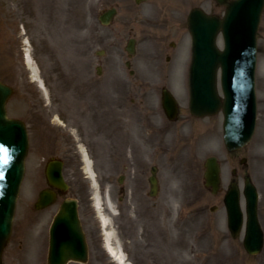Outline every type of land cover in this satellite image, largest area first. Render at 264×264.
Returning a JSON list of instances; mask_svg holds the SVG:
<instances>
[{"label":"rangeland","instance_id":"1","mask_svg":"<svg viewBox=\"0 0 264 264\" xmlns=\"http://www.w3.org/2000/svg\"><path fill=\"white\" fill-rule=\"evenodd\" d=\"M116 1L120 0H0V80L13 88L7 101V114L23 120L30 137V154L25 161L26 169L18 193L12 233L3 252V264H47L48 229L59 202L41 211L33 208L38 191L45 185L41 155L51 149L50 144L44 146L36 158L35 143L37 140L41 142L36 139L40 134L36 130L42 115L44 118L50 115V121L40 126L45 125L75 140L74 128L57 123L55 119V114L59 113L67 124L76 116L77 102L82 100L75 98L73 103L70 99V108L65 110L66 100L61 96L68 93H79L82 98H87L88 103L106 100L107 106L104 107L107 109L117 100L124 106L133 97L138 101L133 108L145 106L150 110L149 114L154 115L149 137L143 146L141 140L138 142V171H130L123 183L125 193H120L116 186L119 164L103 160L91 162L102 200L108 196L114 207L110 212L103 205L110 218L109 229L114 234V243L120 246L128 262L264 264V246L259 254L250 255L242 245L243 233L233 238L227 228L222 199L228 181L217 194H212L204 186L203 161L209 153L219 150L214 143L201 146L196 124L191 125L186 118L189 113L184 82L187 83L188 51L184 57L185 47L181 46L175 57L179 62L176 81L169 82L170 77L164 79L167 83L156 79L149 71L153 59L157 61L154 56L161 44L152 37L146 41L149 36L140 31L137 24L140 22L135 16H128L131 14L130 0L120 2L123 9L112 23L102 25L99 22V12ZM189 1H178L175 6L169 4L176 8L171 12H187ZM204 1L197 0L196 5L207 8ZM148 7L147 4L141 5V11L145 12ZM216 11L222 12L223 8L216 7ZM171 12L168 17L177 18ZM178 17L182 19L184 16ZM261 20L258 60L264 69V16ZM130 37L137 41L136 54L130 58L133 74H129L124 64L127 57L125 45ZM27 53L45 90L34 81L32 68L24 59ZM97 65L101 66V74L96 73ZM169 84L178 93L180 106L178 118L170 122L158 105L161 88H169ZM43 106L46 109L40 110ZM134 125L133 134L138 135L142 128ZM75 141L79 145L81 140L76 138ZM151 165L158 167L159 190L154 197L148 194L146 179ZM142 170L143 176L139 174ZM224 170L227 174V164ZM64 175L70 184L67 195L81 196L80 207H88L94 215V235L91 234L90 240L95 251L87 264H118L103 247L104 229L95 215L93 189L84 164L64 166ZM251 175L259 192L264 230V146L260 159L251 167Z\"/></svg>","mask_w":264,"mask_h":264},{"label":"water","instance_id":"2","mask_svg":"<svg viewBox=\"0 0 264 264\" xmlns=\"http://www.w3.org/2000/svg\"><path fill=\"white\" fill-rule=\"evenodd\" d=\"M224 1L227 15L222 19L208 16H189V30L192 36V65L190 73V108L195 114L215 111L220 99L213 84L207 82V73L212 67L222 68V90L224 93L223 111L225 114V141L229 147L246 141L253 132L255 105L253 73L255 66V31L260 18L264 0ZM107 18L111 16H106ZM221 30L224 48L219 51L215 36ZM197 69L205 72L199 79ZM11 89L0 82V255L11 231L16 197L24 174V158L28 139L24 124L17 119L8 118L5 103ZM163 104L169 115H174L176 105L171 95L163 92ZM207 183L217 188V168L213 159L208 160ZM49 182L66 188L61 176L60 164H49ZM155 190L156 180L151 178ZM247 210L249 221L244 238V246L249 253L261 250L263 238L256 220L257 194L252 184L246 185ZM55 192L46 189L40 192L37 208L52 203ZM228 226L233 235L238 233L241 217L238 192L232 187L226 197ZM83 234L76 213V202L68 199L62 202L61 210L50 227L48 264H66L70 259L77 260L84 254ZM78 253L80 254H77ZM80 255V256H79ZM83 259V258H81Z\"/></svg>","mask_w":264,"mask_h":264},{"label":"flooded vegetation","instance_id":"3","mask_svg":"<svg viewBox=\"0 0 264 264\" xmlns=\"http://www.w3.org/2000/svg\"><path fill=\"white\" fill-rule=\"evenodd\" d=\"M121 1L123 0L116 1L113 5L116 7L117 14L123 9V7L120 6ZM171 1L173 2L174 0H130V4L132 5L130 11L131 14H128V16H135L136 20L140 22L137 23L140 26V31L149 36L145 39L146 41L152 40V37L155 42L161 44V47L157 48L158 51L154 56L157 58V61L156 59H153L149 73L154 74L156 79L158 78L162 80L168 78L178 69L176 66L179 62L178 60L175 61V57L178 55L179 47L182 46L186 39L185 16H188V13L171 12V8L175 10L176 8L170 7L169 4L175 6L176 4H179L181 0H178L179 2L175 1L170 3ZM196 1L197 0H194L195 4ZM190 2L193 1L190 0ZM204 2L207 4V8L204 9L207 10V13L210 16H224V7L220 6L216 0H206ZM144 4H147L149 7L145 12H142L141 5ZM196 6H199V4ZM216 7H222L223 11H216ZM169 12H171L172 16H177V18L168 17L170 16V14H168ZM178 16H184V18L181 19ZM169 36L171 39L167 40ZM134 44L135 49L133 56L136 54V39L134 40ZM162 53H165V55ZM160 57H163L164 59L162 60ZM129 58L130 56L127 53L124 64L126 66L127 63H129V67L127 66L128 72L129 74H133L134 69L131 68L132 62ZM172 64L175 65L172 66ZM255 92L257 101L256 129L259 133V131L264 130V69H261L260 63L257 64L256 67ZM84 100L77 102V114L71 121L67 119V124L64 123L65 119L63 120L62 118V120H60L61 117L59 113H57V118L64 126L74 128V135L76 133V136H74L75 140L76 138L81 140L79 145L83 147L91 162L103 160L107 163L115 162L116 164H119L117 165L119 168L116 186L120 193H125L123 183L129 176L130 171H138V142L141 140L143 146L144 141L149 137L148 135L151 133L153 127L151 126V118L154 115L152 113L149 114L150 110L146 109L145 106H143V108H138L137 105V108H133V106L138 104V101L133 97L128 99L130 104L127 102L122 106L120 101L117 100V102L114 103L113 106H110L109 109L104 107L107 106L106 100H98L96 103H88V101L85 100L84 102ZM188 112L189 114L186 116L187 121L193 126L196 124L197 138L201 139V141H199L200 145L214 143L219 150V152L215 150L213 153H209V155L205 157L202 164L203 178L206 159L208 157H215L220 168V187L215 194L223 190L225 181H228L227 186L236 181L243 194L244 180L247 175H250L251 167L255 164V161L260 159V152L264 146V133L257 137L255 141V133L257 132L255 129L254 136L248 143L239 148L229 150L225 146L223 140V114L221 111L218 110L212 115L200 117L192 115L190 111ZM139 118H141V120ZM133 123L136 124L134 127L140 125L142 128L141 133H138V135L133 134ZM84 125H86L87 128H85ZM42 128L44 129V134L36 137V139L39 138L41 142L38 143V140L36 141L34 155L37 158V154H40L39 151H43V147L46 145L50 144L51 149L48 150L49 152L47 151V153L41 155V163H47L52 158H54L53 161H61L63 166L73 163H81L82 156L79 150L78 152L76 150V144L78 145V142H76L72 136L63 135L58 131L55 132L53 129L50 130L45 127V125L42 126ZM144 135L146 137H144ZM33 137L35 139V136ZM226 164L228 166L227 174H225L224 170ZM153 166L155 165L150 166L149 172L146 176L148 193L150 192L149 177ZM131 167L132 170H130ZM143 173L144 171L142 170L139 174L143 176ZM134 176H136V172ZM205 188L212 193L211 187L205 186ZM78 200L81 201V196H79ZM87 208L85 206L79 207L78 204V215L88 244V260L85 263L75 262L78 264L89 263L91 254L95 251V247L90 240L91 234L94 235V229H92V217L94 215L89 212ZM119 208L122 209L121 205ZM245 217L246 216L244 215V220ZM258 218L261 220V211L259 210Z\"/></svg>","mask_w":264,"mask_h":264},{"label":"bare ground","instance_id":"4","mask_svg":"<svg viewBox=\"0 0 264 264\" xmlns=\"http://www.w3.org/2000/svg\"><path fill=\"white\" fill-rule=\"evenodd\" d=\"M188 44L185 46V55L184 57H186V52L188 51ZM25 62L26 64H28L30 66V68H32L33 71V76H34V81L37 82V86H39L40 88L45 90V87L43 86V82L41 79H39L37 77V72L36 70L33 69V67L31 65H33L32 63V59L30 57V54L27 53L25 56ZM86 84V83H85ZM84 84V85H85ZM65 101V110L70 108V103L69 100L72 99L73 103H74V99L77 98V100L82 99L84 100L85 98H82V95H79V93H75L74 95L72 93H68V94H63L61 96ZM55 104L57 103V101H55ZM52 103V100H51ZM62 108V106H61ZM42 109H46L45 106H43V108H40V110ZM62 110L64 111V109L62 108ZM47 120L50 121V115L46 116L45 118L42 115V118L39 119V125L37 126V130L39 134V136H42L44 134V129L42 128V124H46ZM44 126V125H43ZM52 130V129H50ZM80 152L81 155L84 159V170L85 173L87 174L89 180L91 181L92 184V189H93V205L96 208L97 214L99 215V221L101 223L102 228L104 229V246L106 249V252L110 255V257H112L116 263L118 264H131L130 262L127 261L125 254L123 253V251L121 250L119 245H116L114 243V234L111 231V229H109L110 226V218L108 215L105 214V212L103 211V208L105 205V207L110 211L113 212L114 211V207L111 203V201L109 200V198H107V196H105V201L102 200V196L100 194V192L97 190V186L95 183V175L94 172L92 170L91 167V162L90 160L87 158V155L84 151V149L82 147H80ZM5 246V245H4ZM4 246L2 247V249L4 248Z\"/></svg>","mask_w":264,"mask_h":264}]
</instances>
